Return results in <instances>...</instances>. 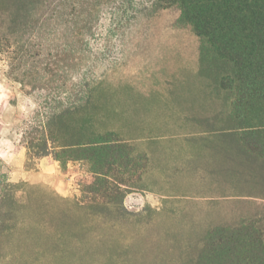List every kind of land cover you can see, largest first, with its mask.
I'll return each mask as SVG.
<instances>
[{"label": "rangeland", "instance_id": "rangeland-1", "mask_svg": "<svg viewBox=\"0 0 264 264\" xmlns=\"http://www.w3.org/2000/svg\"><path fill=\"white\" fill-rule=\"evenodd\" d=\"M179 16L173 7L141 17L118 62L96 69L103 82L99 126L120 132L149 164L142 188L126 197L132 215L85 239L57 217L65 209L57 197L80 195L82 165L29 159L22 141L25 127L47 111L50 91L20 83L16 77L24 76L13 72L12 54L0 51V174L33 190L36 212L29 233L18 227L0 238V264H201L210 229L264 217L261 189L244 180L241 166H232L230 137L221 135L235 124L224 73L211 67L200 38ZM7 26L1 17L0 28L7 32ZM30 37L27 81L38 76L33 59L45 58L36 55L44 52L38 43L59 45L53 26L34 27ZM144 190L152 193L138 202Z\"/></svg>", "mask_w": 264, "mask_h": 264}, {"label": "trees", "instance_id": "trees-1", "mask_svg": "<svg viewBox=\"0 0 264 264\" xmlns=\"http://www.w3.org/2000/svg\"><path fill=\"white\" fill-rule=\"evenodd\" d=\"M173 7L200 38L211 67L224 73L235 124L221 135L230 137L232 166H241L238 173L264 195V0H0V18L8 25L7 32L0 28V51L12 54L13 72L24 76L16 77L20 83L50 91L47 111L25 127L22 141L29 159L51 156L63 168L82 165L80 195L57 197L65 205L57 217L84 239L132 215L125 200L142 188L149 164L148 155L120 132L99 126L103 82L96 69L118 62L141 17ZM52 26L59 45L38 43L44 52L36 55L45 58L33 59L38 76L27 81V47L35 37L26 35ZM32 191L0 174V238L18 227L30 232L36 222ZM201 264H264V217L210 229Z\"/></svg>", "mask_w": 264, "mask_h": 264}, {"label": "crops", "instance_id": "crops-1", "mask_svg": "<svg viewBox=\"0 0 264 264\" xmlns=\"http://www.w3.org/2000/svg\"><path fill=\"white\" fill-rule=\"evenodd\" d=\"M54 164H58V162H57V161H54ZM71 164H72V163H71ZM71 164H70V166H71ZM66 174H69V172L66 173ZM74 175H75V174H74ZM72 178H73V177H72ZM64 189H65V187H64ZM66 190L68 191L67 188H66ZM144 192H146L147 195L142 194V193H137V195H138V197H137L138 202L146 201V198H148V197L150 196V194L152 193L151 191H147V190H144Z\"/></svg>", "mask_w": 264, "mask_h": 264}]
</instances>
